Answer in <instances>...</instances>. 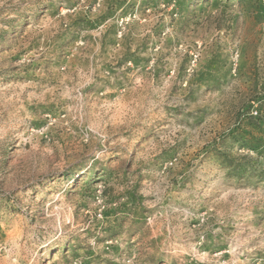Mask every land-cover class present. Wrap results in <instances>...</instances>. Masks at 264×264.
<instances>
[{
    "label": "rangeland",
    "instance_id": "374dc122",
    "mask_svg": "<svg viewBox=\"0 0 264 264\" xmlns=\"http://www.w3.org/2000/svg\"><path fill=\"white\" fill-rule=\"evenodd\" d=\"M0 264H264V0H0Z\"/></svg>",
    "mask_w": 264,
    "mask_h": 264
}]
</instances>
